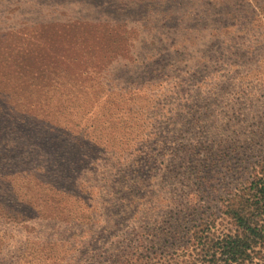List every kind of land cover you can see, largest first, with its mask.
<instances>
[{
	"label": "rangeland",
	"instance_id": "obj_1",
	"mask_svg": "<svg viewBox=\"0 0 264 264\" xmlns=\"http://www.w3.org/2000/svg\"><path fill=\"white\" fill-rule=\"evenodd\" d=\"M262 159L264 0H0V264H191Z\"/></svg>",
	"mask_w": 264,
	"mask_h": 264
},
{
	"label": "trees",
	"instance_id": "obj_2",
	"mask_svg": "<svg viewBox=\"0 0 264 264\" xmlns=\"http://www.w3.org/2000/svg\"><path fill=\"white\" fill-rule=\"evenodd\" d=\"M217 157V162H220L221 156ZM262 160L248 164L244 170V178L238 185L219 197L218 212L226 220V232L211 239L204 231L189 234V237L196 235L194 241L199 248L191 264H243L255 255V248L264 246V159ZM227 174L234 176L229 170ZM198 227L199 225L195 229Z\"/></svg>",
	"mask_w": 264,
	"mask_h": 264
}]
</instances>
